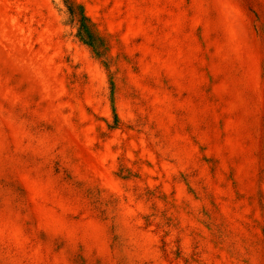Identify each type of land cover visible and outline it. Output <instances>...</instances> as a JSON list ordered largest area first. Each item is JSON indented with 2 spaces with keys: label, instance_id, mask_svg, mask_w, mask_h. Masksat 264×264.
Here are the masks:
<instances>
[{
  "label": "rangeland",
  "instance_id": "rangeland-1",
  "mask_svg": "<svg viewBox=\"0 0 264 264\" xmlns=\"http://www.w3.org/2000/svg\"><path fill=\"white\" fill-rule=\"evenodd\" d=\"M76 1L0 0V264H264V0Z\"/></svg>",
  "mask_w": 264,
  "mask_h": 264
},
{
  "label": "trees",
  "instance_id": "trees-1",
  "mask_svg": "<svg viewBox=\"0 0 264 264\" xmlns=\"http://www.w3.org/2000/svg\"><path fill=\"white\" fill-rule=\"evenodd\" d=\"M63 1L70 15V23L77 26V37L82 42L87 44L92 49L93 53L99 59H102L103 63L108 66L106 54L107 51H109V44L106 42L104 37L97 34L92 21L85 14L83 6L76 0Z\"/></svg>",
  "mask_w": 264,
  "mask_h": 264
}]
</instances>
